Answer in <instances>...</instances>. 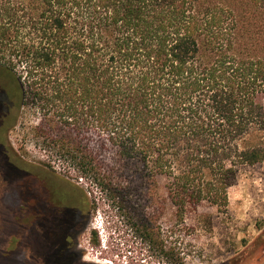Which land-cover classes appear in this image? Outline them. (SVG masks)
Returning <instances> with one entry per match:
<instances>
[{
	"label": "trees",
	"instance_id": "obj_1",
	"mask_svg": "<svg viewBox=\"0 0 264 264\" xmlns=\"http://www.w3.org/2000/svg\"><path fill=\"white\" fill-rule=\"evenodd\" d=\"M0 85V164L36 181L19 184L13 220L47 239L40 264H73L100 205L151 256L187 264L206 210L226 215L240 170L264 162V0H0ZM24 112L84 186L18 156Z\"/></svg>",
	"mask_w": 264,
	"mask_h": 264
},
{
	"label": "rangeland",
	"instance_id": "obj_2",
	"mask_svg": "<svg viewBox=\"0 0 264 264\" xmlns=\"http://www.w3.org/2000/svg\"><path fill=\"white\" fill-rule=\"evenodd\" d=\"M36 122L34 114L24 112L9 131L8 140L18 156L33 165L53 169L56 174L74 184L84 186L85 181L78 173H67V166L60 159L51 161L50 153L40 148L30 131ZM21 181L27 184L36 182L20 178L11 180L4 175L0 164V264H35V260L33 262L30 259L37 256L38 260L42 256V249L36 247V242L44 246L48 243L46 238L38 235L37 229L29 231L28 224L18 226L13 220L15 216L21 215ZM36 192L27 196L30 197L28 203L31 207L36 205L33 199L39 194ZM42 205L47 211L46 203ZM108 209L100 205L97 211L91 213L88 226L75 241L72 251L76 258L73 264H163L160 258L151 256L139 240L129 235L116 216V211ZM206 212L212 214V225L196 227L189 238L192 252L187 255V264H264V162L240 170L234 186L229 190L226 215L214 209H207ZM165 221L163 219L161 224ZM190 223L196 225L197 221L192 219ZM44 224L46 237V230L51 223ZM93 230L97 232L94 236L96 242L92 241ZM10 242L18 247L16 255L19 258L14 262L4 256V249ZM35 247L37 251L34 253ZM37 263L40 264V261Z\"/></svg>",
	"mask_w": 264,
	"mask_h": 264
},
{
	"label": "flooded vegetation",
	"instance_id": "obj_3",
	"mask_svg": "<svg viewBox=\"0 0 264 264\" xmlns=\"http://www.w3.org/2000/svg\"><path fill=\"white\" fill-rule=\"evenodd\" d=\"M0 89H1V85H0ZM7 114H8V111H7L6 102L4 99H2L0 97V139L3 135L4 126H5V122L7 119ZM64 209H66V205H65Z\"/></svg>",
	"mask_w": 264,
	"mask_h": 264
}]
</instances>
